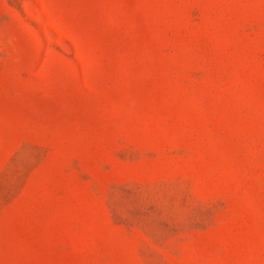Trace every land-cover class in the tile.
<instances>
[{
	"label": "rangeland",
	"instance_id": "1",
	"mask_svg": "<svg viewBox=\"0 0 264 264\" xmlns=\"http://www.w3.org/2000/svg\"><path fill=\"white\" fill-rule=\"evenodd\" d=\"M0 264H264V0H0Z\"/></svg>",
	"mask_w": 264,
	"mask_h": 264
}]
</instances>
